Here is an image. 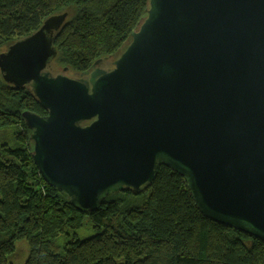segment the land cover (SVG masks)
Instances as JSON below:
<instances>
[{"label":"water","instance_id":"obj_1","mask_svg":"<svg viewBox=\"0 0 264 264\" xmlns=\"http://www.w3.org/2000/svg\"><path fill=\"white\" fill-rule=\"evenodd\" d=\"M109 71L51 73L67 14L0 53L42 180L93 212L166 167L207 219L264 242V0H147ZM101 60H96L97 65Z\"/></svg>","mask_w":264,"mask_h":264},{"label":"trees","instance_id":"obj_2","mask_svg":"<svg viewBox=\"0 0 264 264\" xmlns=\"http://www.w3.org/2000/svg\"><path fill=\"white\" fill-rule=\"evenodd\" d=\"M147 7V0H0V53L66 13L47 69L75 77L116 53ZM24 111L47 115L27 87L0 75V264L11 263L18 243L28 250L23 264H264V242L204 217L166 167L147 188L111 193L93 212L71 205L38 174Z\"/></svg>","mask_w":264,"mask_h":264},{"label":"flooded vegetation","instance_id":"obj_3","mask_svg":"<svg viewBox=\"0 0 264 264\" xmlns=\"http://www.w3.org/2000/svg\"><path fill=\"white\" fill-rule=\"evenodd\" d=\"M119 50H120V49H119ZM119 50H118L116 53H114L112 56L105 57V58H101V59H100L101 61H100L97 65H95V66L89 68V69L86 71L85 74L83 73V74L81 75V78H83V79H87V78L89 77V75H90L91 73H93L96 69H98V70H103V71H109V69L111 68V64H112V62L115 61L116 58L118 57V52H119ZM119 53H120V52H119Z\"/></svg>","mask_w":264,"mask_h":264},{"label":"rangeland","instance_id":"obj_4","mask_svg":"<svg viewBox=\"0 0 264 264\" xmlns=\"http://www.w3.org/2000/svg\"><path fill=\"white\" fill-rule=\"evenodd\" d=\"M28 250L25 244H17V253L14 257L11 258L10 264H23L26 256H27Z\"/></svg>","mask_w":264,"mask_h":264}]
</instances>
